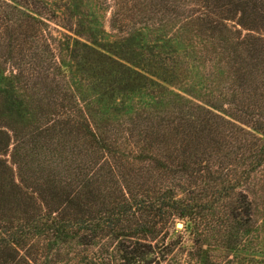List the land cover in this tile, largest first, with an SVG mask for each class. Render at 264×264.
I'll use <instances>...</instances> for the list:
<instances>
[{
	"label": "rangeland",
	"instance_id": "rangeland-1",
	"mask_svg": "<svg viewBox=\"0 0 264 264\" xmlns=\"http://www.w3.org/2000/svg\"><path fill=\"white\" fill-rule=\"evenodd\" d=\"M14 1L48 14L43 29L56 50L58 65L48 67L51 56L41 46L43 40L33 38L36 31H12L10 24L5 32L9 38L17 37L18 31L23 36H18L20 46L15 50L7 48L9 38L4 33L0 40V114L5 119L0 122L23 128L25 123L43 121L35 120L34 112L44 113L47 108L35 101L49 85L51 100L75 110L73 99L69 100L70 95L75 98L76 107L103 129L104 139L112 141L113 151L126 134L128 139L148 138L149 129L159 121L164 126L185 125L202 139L198 147L203 155L196 156L204 170L194 179L157 173L156 169L176 171V165L162 158L182 151L170 149L161 134L152 136L136 154L138 162L146 164L150 159L147 169L138 164L140 171L136 169L134 176L131 170L115 167L114 175L105 169L103 177L114 182L159 177L158 182L170 185L181 180L197 186L195 198L226 195L231 203L244 202L251 217L240 210L246 222L233 239L236 248L233 252L216 248L217 262L246 264L252 259L264 264V89L259 88L264 80V0H247L246 9L237 14L221 13L217 7L223 5L217 0H206L205 11V0L189 4L124 0L129 5L119 9H112L108 0ZM206 12L215 15L208 17ZM9 16L20 17L22 24L23 16L12 11ZM253 39H257L254 52L248 54L242 44ZM29 50L35 62L25 69H33L35 80L43 81L26 89V80L16 83L11 68L15 62L23 64ZM49 74L55 77L47 79ZM11 150L12 146L8 154ZM115 161L120 165L121 157L115 156ZM43 247L36 238L21 245L18 255L5 254L0 264H26L31 251L36 254L35 264H56V254Z\"/></svg>",
	"mask_w": 264,
	"mask_h": 264
},
{
	"label": "trees",
	"instance_id": "trees-1",
	"mask_svg": "<svg viewBox=\"0 0 264 264\" xmlns=\"http://www.w3.org/2000/svg\"><path fill=\"white\" fill-rule=\"evenodd\" d=\"M217 1L223 5L217 7L221 13H243L247 7V0ZM108 2L112 9L129 5L124 0ZM207 9L205 0L203 11ZM10 11L23 16L22 24L20 17L10 18ZM39 11L14 0H0V24L5 25L0 26V40L3 33L8 37L5 32L10 24L12 31L33 29V38L43 40L41 46L51 56L50 68L58 65L56 50L43 29L44 15L48 14ZM12 19L18 24H13ZM19 35L23 36L22 32L8 37V49L19 48ZM256 41L242 44L248 54L254 52ZM28 54L23 64L15 62L11 68L16 83L21 85L20 79L26 80V89L35 81H43L35 80L33 69H25L35 62L30 50ZM263 86L264 80L259 88L264 89ZM40 93L35 102L43 104L47 111L34 114L35 120L43 121L25 123L23 128L0 122V259L9 252L18 255L21 245L28 246L36 238L44 244L45 251L56 254V264H218L216 248L234 251L233 239L246 222L240 210L251 217L244 202L231 203L226 195L217 199L195 198L197 186L184 185L181 180L170 185L158 182L159 177L148 182H114L103 177L105 169L114 175L118 168H126L134 176L136 169H147L150 159L146 164L138 162L136 154L143 145L148 146L152 136L161 134L162 142L170 149L182 151L162 158L171 166L176 165V171L156 169L157 173L165 171L164 175L177 173L194 179L204 170L203 162L197 159L203 155L198 147L202 142L200 135L190 134L185 125L169 122L164 126L159 121L149 129L148 138L128 139L126 134L113 151L112 141L104 139L103 129L76 107L72 95L69 100L73 99L75 110L60 100H51L49 85ZM0 120H5L1 114ZM115 156L121 157L120 165ZM35 255V251L29 252L26 264H35ZM256 262L251 259L246 264Z\"/></svg>",
	"mask_w": 264,
	"mask_h": 264
}]
</instances>
